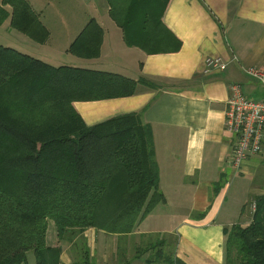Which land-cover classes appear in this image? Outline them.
Instances as JSON below:
<instances>
[{"label": "crops", "instance_id": "crops-1", "mask_svg": "<svg viewBox=\"0 0 264 264\" xmlns=\"http://www.w3.org/2000/svg\"><path fill=\"white\" fill-rule=\"evenodd\" d=\"M28 1L48 29V39L44 43L31 39L11 27L9 17L0 25L1 44L55 66L67 60L76 67L153 84L139 82L130 96L73 104L88 125L142 113L164 200L128 234L89 227L59 237L49 224L47 245L61 247L59 264H152L141 240L174 230L179 238L173 257L183 264H226L225 230L236 223L249 224L255 198L264 193V150L249 156L236 172L229 161L236 137L225 128L233 85L253 99L264 97V84L247 71L264 66V0H169L163 20L181 46L152 54L126 42L123 28L111 16L109 0ZM74 3L83 9L82 16L61 18L56 9L57 22L42 19L45 8ZM5 8L12 11L9 5ZM91 18L103 29L100 56L72 54L71 43ZM52 24L62 26L56 29V38ZM207 57H221L227 65L207 72ZM145 222L150 225L143 229ZM24 264H38L35 252L33 261L28 257Z\"/></svg>", "mask_w": 264, "mask_h": 264}, {"label": "trees", "instance_id": "trees-1", "mask_svg": "<svg viewBox=\"0 0 264 264\" xmlns=\"http://www.w3.org/2000/svg\"><path fill=\"white\" fill-rule=\"evenodd\" d=\"M168 2L109 0L126 42L150 54L181 46L163 20ZM9 17L11 27L31 39H48L28 0H2L0 25ZM102 41L103 29L91 18L69 51L97 58ZM139 82L153 85L109 71L55 66L0 43V264H24L29 251L38 264H59L61 247L47 245L49 220L59 237L89 227L128 234L164 200L142 113L88 125L73 104L130 96ZM255 203L249 224L225 230L226 264H264V193ZM165 245L163 239L148 243V262L183 264Z\"/></svg>", "mask_w": 264, "mask_h": 264}, {"label": "built area", "instance_id": "built-area-1", "mask_svg": "<svg viewBox=\"0 0 264 264\" xmlns=\"http://www.w3.org/2000/svg\"><path fill=\"white\" fill-rule=\"evenodd\" d=\"M226 65L221 57H207L205 71L222 70ZM247 71L264 84V66H251ZM225 128L236 137L229 161L239 172L249 156L264 150V97L253 99L244 94L239 85H233L227 101Z\"/></svg>", "mask_w": 264, "mask_h": 264}, {"label": "rangeland", "instance_id": "rangeland-1", "mask_svg": "<svg viewBox=\"0 0 264 264\" xmlns=\"http://www.w3.org/2000/svg\"><path fill=\"white\" fill-rule=\"evenodd\" d=\"M60 10V16L61 18L66 16H71V15H83V9H81L80 7H78V5L76 3L73 4V6L65 8V7H56L55 4L53 7H47L44 9V14L42 16V19L44 18H48L47 19V23L48 20L51 23H55L57 22V20L59 19V13H55L54 10ZM51 27L53 28V36L54 38H56V29L58 28H62V26H58V24H52ZM65 65H70V66H74L73 63L69 62L66 60V62H64ZM49 224H50V230L52 231H56V226L54 224L53 220H49ZM150 225L149 222H145L141 225V227L144 229L146 227H148ZM176 230L173 231V233H169V232H159V233H152V234H148L145 235V239L141 240V245L142 247H146L148 246V243L150 242H156L157 240L163 239L166 242V245L164 246V251L168 254H175L176 248H177V239L179 238L178 234L175 232ZM151 253V250L149 251ZM148 252V254H149ZM153 252V250H152ZM33 256H34V252L33 251H29L28 253V257L30 258L31 261H33Z\"/></svg>", "mask_w": 264, "mask_h": 264}]
</instances>
